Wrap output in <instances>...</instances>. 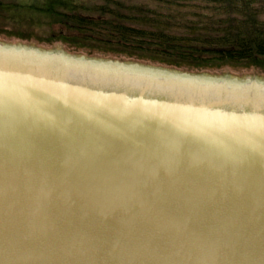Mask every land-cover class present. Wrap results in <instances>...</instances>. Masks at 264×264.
<instances>
[{"label":"water","instance_id":"95a60500","mask_svg":"<svg viewBox=\"0 0 264 264\" xmlns=\"http://www.w3.org/2000/svg\"><path fill=\"white\" fill-rule=\"evenodd\" d=\"M0 264H264V72L0 43Z\"/></svg>","mask_w":264,"mask_h":264},{"label":"trees","instance_id":"16d2710c","mask_svg":"<svg viewBox=\"0 0 264 264\" xmlns=\"http://www.w3.org/2000/svg\"><path fill=\"white\" fill-rule=\"evenodd\" d=\"M116 7L0 0V36L176 68L264 66V0H133Z\"/></svg>","mask_w":264,"mask_h":264},{"label":"rangeland","instance_id":"374dc122","mask_svg":"<svg viewBox=\"0 0 264 264\" xmlns=\"http://www.w3.org/2000/svg\"><path fill=\"white\" fill-rule=\"evenodd\" d=\"M79 3H81V6H86L87 8L89 7H98L100 8H107V9H116V4L117 3H124L126 5H130L133 0H78ZM130 3V4H129ZM262 4V1H261ZM61 28H56L55 30H60ZM0 43H10V44H20V45H30V46H40V47H49V48H60L61 46H66L69 47L67 44L62 43V42H53L52 44H45V43H40L36 40H21V39H16L14 37H7V36H0ZM72 48V47H71ZM86 51H89L87 49H84ZM96 53H101V54H106V55H111V56H116V57H121V58H126L130 59L126 56H121V55H114L111 53H103L101 51H95ZM131 60H136V61H141V62H146L147 64H156V65H166L163 63H158V62H152V61H144V60H138V59H131ZM212 69H226V70H240V71H254V72H264V66L261 67H255V66H225V67H218V68H212Z\"/></svg>","mask_w":264,"mask_h":264}]
</instances>
